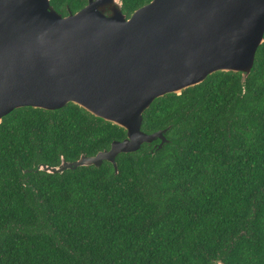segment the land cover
Returning <instances> with one entry per match:
<instances>
[{
	"label": "trees",
	"instance_id": "obj_1",
	"mask_svg": "<svg viewBox=\"0 0 264 264\" xmlns=\"http://www.w3.org/2000/svg\"><path fill=\"white\" fill-rule=\"evenodd\" d=\"M68 0H50L62 14ZM148 0H122V12ZM86 0H69L72 12ZM152 145L60 174L38 165L94 156L125 132L76 105L21 108L0 123V264H264V42L242 89L216 73L156 100Z\"/></svg>",
	"mask_w": 264,
	"mask_h": 264
},
{
	"label": "water",
	"instance_id": "obj_2",
	"mask_svg": "<svg viewBox=\"0 0 264 264\" xmlns=\"http://www.w3.org/2000/svg\"><path fill=\"white\" fill-rule=\"evenodd\" d=\"M122 0H86L62 14L50 0H0V123L21 108L76 105L125 132L94 156L28 172L60 174L109 163L142 145L152 157L171 125L143 130L158 99L180 95L216 73L240 76L242 89L264 42V0H148L126 16ZM220 264V263H217Z\"/></svg>",
	"mask_w": 264,
	"mask_h": 264
}]
</instances>
